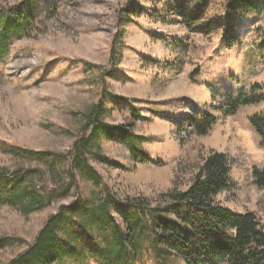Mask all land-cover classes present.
<instances>
[{"label":"rangeland","instance_id":"rangeland-1","mask_svg":"<svg viewBox=\"0 0 264 264\" xmlns=\"http://www.w3.org/2000/svg\"><path fill=\"white\" fill-rule=\"evenodd\" d=\"M132 2L137 12L118 26L127 0H0V30L9 13L25 4L31 18L27 32L12 34L0 54V171L49 169L7 153L11 145L72 158L108 69L113 75L105 77L101 118L143 135L150 160L133 159L122 140L98 134L87 155L103 185L120 198L143 196L156 203L170 190L186 191L204 159L222 152L231 162V181L216 200L237 213L253 211L264 228V187L254 176L255 168H264V138L251 122L264 118V100L225 113L230 96L248 95L255 85L254 93L264 96V6L233 12L229 0ZM198 111L217 117L206 135L190 122ZM98 150L113 162L97 159ZM71 158L48 174L51 186L68 183L62 171ZM78 181L83 199L103 189L79 176ZM74 194L72 189L68 198L30 215L0 206V238L24 241L1 248L0 264L33 244L45 220ZM170 263L185 264L180 258Z\"/></svg>","mask_w":264,"mask_h":264},{"label":"trees","instance_id":"trees-1","mask_svg":"<svg viewBox=\"0 0 264 264\" xmlns=\"http://www.w3.org/2000/svg\"><path fill=\"white\" fill-rule=\"evenodd\" d=\"M132 1L127 0L118 26L137 12ZM229 1L228 7L233 12L238 7L245 10L264 6V0ZM30 24V7L26 4L10 12L0 30V54L4 53L8 38L14 33L27 32ZM118 36L119 33L113 37L112 68ZM102 74L101 97L87 115L75 151L69 155L72 158L17 145L5 149L16 157L39 160L49 169L19 167L0 171V206L8 205L30 215L68 198L72 189L75 191L74 199L60 205L45 220L34 243L9 264H171L174 258L182 259L185 264H264V228L256 214L253 211L237 213L216 200L231 181V162L225 153L212 151L186 191L170 190L156 203L143 196L120 198L103 185L102 176L87 155V148L98 134L122 140L133 159H150L145 157L141 146L145 140L143 135L101 118L108 95L105 77L113 73L107 69ZM257 88L259 85L253 86V92L248 95L241 92L237 97L230 96L225 113L233 115L243 105L264 100V96L254 93ZM189 119L199 135L208 134L217 122V117L208 111L195 112ZM251 122L264 138V118L254 116ZM94 156L106 164L113 162L100 150ZM69 158L71 161L62 171L68 175V183L51 186L48 174L57 165L64 166ZM78 176L96 186L103 185V189L93 198L83 199ZM254 176L256 183L264 187V168H255ZM23 243L21 238L1 237L0 249Z\"/></svg>","mask_w":264,"mask_h":264}]
</instances>
